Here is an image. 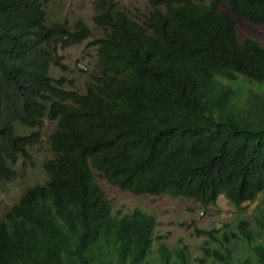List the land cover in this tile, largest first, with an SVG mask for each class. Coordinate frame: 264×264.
<instances>
[{"label":"trees","instance_id":"trees-1","mask_svg":"<svg viewBox=\"0 0 264 264\" xmlns=\"http://www.w3.org/2000/svg\"><path fill=\"white\" fill-rule=\"evenodd\" d=\"M50 2L0 0V180L31 161L41 130L48 151L44 179L0 216V264H144L153 215L112 212L95 176L201 206L264 191V94L247 87L236 103L231 84L264 86V42L235 31V17L264 27V0H145L139 12L92 0L93 29L49 18ZM84 39L90 67L66 76L58 50ZM251 246L263 264L262 243ZM157 251L175 263L161 240ZM212 252L233 264L228 248Z\"/></svg>","mask_w":264,"mask_h":264},{"label":"rangeland","instance_id":"rangeland-1","mask_svg":"<svg viewBox=\"0 0 264 264\" xmlns=\"http://www.w3.org/2000/svg\"><path fill=\"white\" fill-rule=\"evenodd\" d=\"M116 1L119 6L134 12L141 11L145 6V0ZM222 8L225 7L222 6ZM47 10V16L51 19L80 17L93 29L90 19L93 12L92 0H53V3L50 2L47 6ZM235 31L238 39L251 36L259 43L264 42L263 26L253 25L235 17ZM87 39L58 50L62 54L66 76L81 78L84 70L90 67L93 47L84 46ZM56 72L59 73L57 70ZM231 84L241 90V94H238L235 100L236 103H241L247 87L264 94V86L255 81L247 83L240 79ZM44 125L49 128L51 124L45 122ZM41 136L39 142L30 149L31 161L25 166L19 165L20 168L16 169L15 176L10 180H0V216L10 204L15 202L26 185L41 182L44 179L45 175L40 162L48 155V151L42 130ZM95 178L109 199L112 212L118 209L122 212L138 207L153 215L155 220L153 235L157 237H154L151 243V249L144 264H158L159 240L164 242L167 251L174 258L173 264H222L213 256L212 250L224 253L225 248H228L233 264H252L255 254L251 244L262 243L264 249V191L258 193L252 201L241 203L240 207L231 205L221 193L217 196L215 204L201 206L192 200L165 193L135 194L109 184L102 177L95 176ZM241 220L246 221L249 239L242 233L239 226ZM207 228H217V230L212 231L211 236L199 231ZM230 232L235 233L236 236H230ZM224 234L229 238L224 240ZM182 245L184 250L179 251ZM180 257L185 258V263L178 262Z\"/></svg>","mask_w":264,"mask_h":264},{"label":"clouds","instance_id":"clouds-1","mask_svg":"<svg viewBox=\"0 0 264 264\" xmlns=\"http://www.w3.org/2000/svg\"><path fill=\"white\" fill-rule=\"evenodd\" d=\"M32 184V183H31ZM29 185V184H28ZM27 186V185H26Z\"/></svg>","mask_w":264,"mask_h":264}]
</instances>
